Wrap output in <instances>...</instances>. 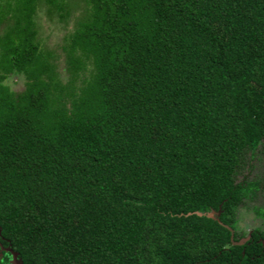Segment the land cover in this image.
Listing matches in <instances>:
<instances>
[{
  "label": "trees",
  "instance_id": "obj_1",
  "mask_svg": "<svg viewBox=\"0 0 264 264\" xmlns=\"http://www.w3.org/2000/svg\"><path fill=\"white\" fill-rule=\"evenodd\" d=\"M40 5L73 17L60 42ZM259 148L264 0H0V247L21 264H264L236 218Z\"/></svg>",
  "mask_w": 264,
  "mask_h": 264
},
{
  "label": "rangeland",
  "instance_id": "obj_2",
  "mask_svg": "<svg viewBox=\"0 0 264 264\" xmlns=\"http://www.w3.org/2000/svg\"><path fill=\"white\" fill-rule=\"evenodd\" d=\"M74 14L78 13V9H73ZM35 24L38 33L44 38H48L49 44L53 45L56 42H60L65 34V28L72 29L73 17L70 16L66 22L60 21L55 13L48 14L46 6L40 5L36 11ZM59 62V72L65 74L63 57ZM7 85L18 91L23 89L21 82H19L16 76H11L6 81ZM252 181L257 180L260 185L255 197L251 200H244L243 204L237 210V226L244 232H249L252 228L264 229V220L255 216L252 208L262 207L264 204V148H259L250 164L245 167L241 174L236 177V182L239 181Z\"/></svg>",
  "mask_w": 264,
  "mask_h": 264
},
{
  "label": "water",
  "instance_id": "obj_3",
  "mask_svg": "<svg viewBox=\"0 0 264 264\" xmlns=\"http://www.w3.org/2000/svg\"><path fill=\"white\" fill-rule=\"evenodd\" d=\"M195 214L197 216H205V217L211 218V219H218L219 214H220V210L218 209V211H216V212L211 210L208 213L196 212ZM248 238H249V235H247L246 237L242 238L241 240H239L237 242H232V244L233 245H242L244 242L247 241ZM230 240L232 241V234L230 236ZM0 249L5 251V252H8L10 254V256H11L10 264H21V261L19 259H17V254L15 252H13L9 247H7V248L0 247Z\"/></svg>",
  "mask_w": 264,
  "mask_h": 264
}]
</instances>
